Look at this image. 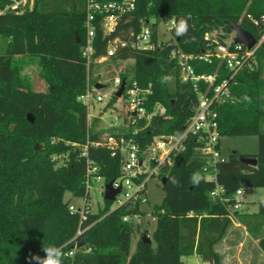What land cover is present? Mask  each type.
Listing matches in <instances>:
<instances>
[{
    "label": "trees",
    "instance_id": "1",
    "mask_svg": "<svg viewBox=\"0 0 264 264\" xmlns=\"http://www.w3.org/2000/svg\"><path fill=\"white\" fill-rule=\"evenodd\" d=\"M8 2L0 0V10ZM67 3L66 9L63 0H34L32 9L22 14L0 13V37L9 39L0 54V264H30L31 254L44 256L42 247L50 245L62 249V264H184L182 257L192 254L220 264L214 246L231 224L227 206L232 201L222 203L210 196L215 184L201 176L203 162L194 151L193 139L188 140L170 166L162 169L160 181L165 194L162 203L153 209L164 212L158 214L150 243L139 237L131 252L136 226L122 218L139 212L138 202L111 209L113 203L107 200L103 209L89 214L82 223L86 229L78 243H83L78 248L68 243L77 230L79 215L70 214L64 193L85 195L84 161L80 147L71 143L83 145L87 137L96 140L102 130L96 129L99 118H92L87 125L86 107L77 100L87 83L81 55L84 0ZM248 15L260 19L264 15V0H138L134 11L124 17L113 33L104 36L96 28L92 58L106 54L110 39H127L130 31H139L140 19L149 21L152 17L156 23L187 19L189 29L185 36H176L172 28L173 36L187 53H201L207 33H215L220 39L231 35L234 31L229 21L239 23L259 39L264 26L255 25ZM156 25L152 28L154 41ZM169 49L123 47L111 56L115 62L133 59L132 80L151 89L145 102L148 111L157 102L166 108L164 117H154L135 135L141 148L155 135L180 134L193 113L196 96L188 83L178 79V67L169 59ZM17 56L36 59L38 76L46 83L44 92L34 90L31 81L21 75ZM256 57L257 69L240 71L234 77L230 85L233 101L218 107L221 136H257L258 142L257 152L230 151L226 161L218 165L217 182L227 197L238 188L264 187V130L260 125L264 118V79L260 77L264 40ZM192 64L198 74H217L216 83L229 75L226 64L216 58L211 63ZM169 74L172 81L162 84L161 77ZM121 77L128 79L126 74ZM245 96L250 102L244 100ZM114 101L116 97L108 105ZM27 114L32 115V122ZM144 123L140 121L141 125ZM132 130L133 127L129 128L127 135ZM110 132L115 131L112 128ZM89 154L99 164L105 182L119 177L120 160L112 157L109 150L91 147ZM240 155L254 157L257 162L245 163ZM58 156H64L61 163L57 162ZM194 175H199L198 182L193 181ZM235 216L253 238H259L264 252V233H255L250 221L254 218L262 227L264 202L259 203L256 213L237 211ZM71 250L73 255H67Z\"/></svg>",
    "mask_w": 264,
    "mask_h": 264
},
{
    "label": "built area",
    "instance_id": "2",
    "mask_svg": "<svg viewBox=\"0 0 264 264\" xmlns=\"http://www.w3.org/2000/svg\"><path fill=\"white\" fill-rule=\"evenodd\" d=\"M5 7L0 13L12 12L22 14L33 7L34 0H8ZM138 0H84V28L85 36L81 46V55L85 60L87 83L84 91L77 96V100L86 107L87 125L92 118L102 120L106 112L117 113L113 118L119 122L110 123L109 127L115 129L114 133H106L104 136L99 135L96 140H90L88 137L83 145L71 143L72 146L80 147V156L85 165L84 185L85 195L82 196V204L78 207L69 204L70 214L78 213L79 223L74 236L68 241L76 248L78 238L86 228H82V223L92 214L88 195L91 182L105 181L99 173V164L90 156L89 149L106 148L110 151L112 157H118L120 160V175L113 179L114 188L120 187L114 201L115 208L128 202H138L139 212L136 214H127L123 216L124 222L133 223L134 225L141 219L143 210L141 205L146 203L143 198L146 193L148 180L152 177H158L162 174V169L170 166L176 155L186 148L188 140L193 139L194 151L201 157V176L207 181L214 182L215 186L210 191L213 199H218L222 203L232 201L228 207V217L233 218L235 212L242 206V196L244 188L236 189L235 193L227 197L224 195V188L217 182L218 165L226 161L228 156H223L220 144L219 132V115L218 107L222 103L233 101L230 85L234 81L237 73L243 70L252 71L257 69L258 60L256 50L264 40V31L259 39H256L255 45L248 49L242 43L234 41L235 33L225 37L218 38L215 33H207L203 37L204 50L201 53H187L179 45L178 40L172 34L174 19L165 21L166 32L169 34L168 39L159 35L156 27V40H152L154 27L149 25V21L140 19V28L138 32L130 31L127 39L114 37L108 41L106 54L98 58H92L94 52V36L96 28L102 30L104 36L110 35L115 31L124 17L130 15L136 8ZM249 18L255 25L264 26V15L260 19ZM167 22L170 23L168 26ZM130 47L135 50H152L156 47H170L169 59L174 61L178 67V79L182 83H188L196 96V102L193 107L192 115L186 120L183 130L180 134L155 135L151 141L141 148L139 140L135 135L144 129L154 117H164L166 108L161 103L154 104L148 111L145 102L151 94L150 87L142 88L137 81L128 77L125 80L124 90L120 97H116V92L122 82L121 75L113 76L114 87L111 96L104 101L101 93L95 86L96 82L91 77L90 71L96 65H101L114 55L118 48ZM216 58L220 63L224 62L229 70L228 77L216 83L217 74H198L195 71L194 61H203L211 63ZM92 64L94 65L92 67ZM116 97L111 105L108 103ZM122 99V104L119 100ZM98 115H91L90 106L93 103H102ZM120 116L122 118H120ZM144 120V124L140 121ZM133 130L128 134V129ZM118 129V130H117ZM123 129V130H121ZM99 191H102L101 188ZM161 209L158 212L152 210L153 220L156 222L158 214L163 213ZM74 250L67 255L72 256Z\"/></svg>",
    "mask_w": 264,
    "mask_h": 264
},
{
    "label": "rangeland",
    "instance_id": "3",
    "mask_svg": "<svg viewBox=\"0 0 264 264\" xmlns=\"http://www.w3.org/2000/svg\"><path fill=\"white\" fill-rule=\"evenodd\" d=\"M63 4L67 9L69 4L67 0H63ZM157 24V31L159 35L164 38L168 39L169 34L166 32V24L164 21H160L156 23V19L154 17L150 18L149 25ZM168 26L170 23L167 22ZM234 33V32H233ZM9 39L6 37H0V54L4 52L7 41ZM16 63L20 66V73L22 76L26 77L28 80L31 81L33 89L39 92H44L46 90V83L41 80L38 76V69L36 64V59L30 57H23L19 59V56L16 57ZM133 59H126V60H118L113 61L111 58L106 60L101 65H96L90 71L91 77L94 79H98L99 82L102 84V87L98 89V93H101L104 97V101H106L111 96V91L113 90L114 83H113V76L126 74L128 77L132 76L131 68L133 67ZM260 77L264 79V64L260 68ZM261 98L263 100V107H264V85L262 87ZM122 99L119 100V104H122ZM102 103H93L90 106L89 112L91 115H98L100 108L102 107ZM117 116V113L113 112H106L103 115L102 120L96 129L102 130L100 135H105L106 133H110L112 128L109 127L110 123L119 122V120H115L113 117ZM120 118H122L120 116ZM261 128L264 130V118L261 119L260 122ZM118 130V129H117ZM114 131H116L114 129ZM220 144H221V152L223 156H228L230 151H237L241 154L245 153H255L258 149V142L257 136H232V135H222L220 136ZM64 159V156H58L57 162L61 163ZM101 188L102 191H99ZM252 193L250 194H243V199L245 202L242 203L240 207V213L244 212L245 210H256L258 209V203L264 201V187L253 188ZM103 191H104V182H91V187L89 189L88 200L91 208V212L95 213L104 207V198H103ZM164 190L162 188L161 181L158 177H152L148 180L146 193L144 194L143 198L146 199V203L141 205L143 210V214L141 215V219L137 221L134 225L136 226V232L131 237V250L134 249L136 241L143 233H146L152 239V232L155 229L156 222L153 220V207L155 205H159L162 203L164 198ZM64 201L69 205H74L78 207L82 204V197L73 196L70 192H65L63 196ZM116 203H113L111 209L115 207ZM246 213V212H245ZM237 221L242 225L236 226L233 225L232 222L228 228L227 239L230 240V244L233 246L230 248V252L227 253L228 256L231 258L237 257V255L241 258H248L249 264H264V255L261 254L260 250L256 248L254 245V250L249 248L248 251L244 252V249L241 248L238 241L232 242L237 236L238 238H249V232L247 231L246 227L237 219ZM253 223V227L255 233H264L261 230V225L257 223V221L253 218L250 220ZM249 234V235H248ZM259 234V235H260ZM251 236V235H250ZM225 238V239H226ZM239 238V239H240ZM247 245V244H246ZM237 246V247H235ZM262 255V256H261ZM182 260L184 264H209L207 261H203L202 258L197 254H192L189 256H183ZM205 262V263H204ZM228 264H233L229 262ZM246 264V263H244Z\"/></svg>",
    "mask_w": 264,
    "mask_h": 264
},
{
    "label": "water",
    "instance_id": "4",
    "mask_svg": "<svg viewBox=\"0 0 264 264\" xmlns=\"http://www.w3.org/2000/svg\"><path fill=\"white\" fill-rule=\"evenodd\" d=\"M228 24L230 25V27L232 28V30L235 33L234 41L236 43H242L248 49H250L251 47H253V45H255L256 38L250 31H248L245 28H243L239 23H234L232 21H229ZM124 84H125V80L123 79L121 84H120L119 89L117 90V92L115 94L116 97H120L122 95V92L124 90ZM95 86L97 88H101L102 84L100 82H96ZM27 119L32 122L33 121L32 115L31 114H27ZM239 159L241 161L245 162V163L252 164V165H255L256 162H257L254 157H245V156L240 155ZM165 181H166V178L163 177L162 178V183L164 184ZM112 182H113V180L106 182L105 185H104V191H103L104 200H107V201H110V202L114 201L116 194H118L119 191H120V187L114 188L113 185H112ZM251 192H252V190L249 189V188L244 189V193L245 194H250ZM140 238H141V240L144 243H150L151 242V238L146 233H143ZM82 243L83 242L77 243L75 245V247L78 248ZM71 247L73 248L74 246L71 245ZM207 262L209 264H213L212 258H209L207 260Z\"/></svg>",
    "mask_w": 264,
    "mask_h": 264
},
{
    "label": "crops",
    "instance_id": "5",
    "mask_svg": "<svg viewBox=\"0 0 264 264\" xmlns=\"http://www.w3.org/2000/svg\"><path fill=\"white\" fill-rule=\"evenodd\" d=\"M43 80V79H41ZM44 81V80H43ZM45 82V81H44ZM246 154H253V153H246ZM253 189V188H252ZM251 189V190H252ZM253 191V190H252ZM252 193V192H251ZM245 202V199H243L242 197V203ZM264 202V201H263ZM260 203V202H259ZM259 203H258V209H259ZM258 209L256 210H250V211H247L245 210L244 212L246 213H256L258 211ZM238 211V210H237ZM236 211V212H237ZM240 211V210H239ZM236 212H235V215H236ZM234 215L233 218H229L232 222L233 225H236V226H239L241 225L238 221H237V218L236 216ZM242 226V225H241ZM229 228V227H228ZM228 230V229H227ZM262 231H264V222H263V227L261 228ZM227 234H228V231H226V234L223 236V238H221V240H219L216 244H215V251L219 254V257H220V264H228L229 262H232L233 264H249V260L248 258H244V259H241L238 255L237 257L235 258H231L230 256L227 255L228 252H230V248H232L233 246L230 244V240L227 239ZM249 235V234H248ZM226 238V239H225ZM240 238V237H239ZM237 236H235L234 240L232 242H236L238 241L241 248V251L242 249H244V252L248 251L249 248H252V250H254V245L252 244H255L256 248L260 250L261 254L264 255V252L263 250L260 248L259 246V238H253L252 236L249 235V238L250 239H246V238H240L239 239ZM247 244V245H246ZM237 247V246H235ZM134 249L131 250V252H133ZM262 256V255H261ZM207 261V260H206ZM205 263V262H204Z\"/></svg>",
    "mask_w": 264,
    "mask_h": 264
},
{
    "label": "clouds",
    "instance_id": "6",
    "mask_svg": "<svg viewBox=\"0 0 264 264\" xmlns=\"http://www.w3.org/2000/svg\"><path fill=\"white\" fill-rule=\"evenodd\" d=\"M173 28L175 30L176 36H185L188 32L189 25L187 19L181 17L178 21L173 23ZM173 77L169 75H163L160 79L162 84L170 83ZM244 100L250 102V98L245 96ZM200 179L199 175L193 176V181L198 182ZM173 183L175 181L173 180ZM42 251L44 252V256H40L37 254H31L29 257L30 264H62L64 253L60 247L56 246H47L42 247Z\"/></svg>",
    "mask_w": 264,
    "mask_h": 264
}]
</instances>
